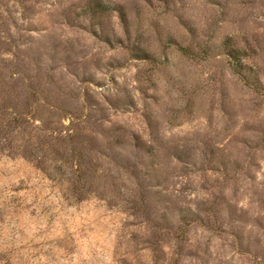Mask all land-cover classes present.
Listing matches in <instances>:
<instances>
[{
    "label": "rangeland",
    "instance_id": "rangeland-1",
    "mask_svg": "<svg viewBox=\"0 0 264 264\" xmlns=\"http://www.w3.org/2000/svg\"><path fill=\"white\" fill-rule=\"evenodd\" d=\"M0 264H264V0H0Z\"/></svg>",
    "mask_w": 264,
    "mask_h": 264
}]
</instances>
